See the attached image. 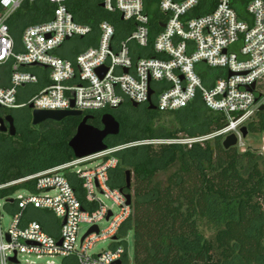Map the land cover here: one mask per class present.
<instances>
[{
    "label": "built area",
    "instance_id": "obj_1",
    "mask_svg": "<svg viewBox=\"0 0 264 264\" xmlns=\"http://www.w3.org/2000/svg\"><path fill=\"white\" fill-rule=\"evenodd\" d=\"M37 1L0 0V70L8 73L7 84H0V109L32 105L33 110L91 114L132 103L147 108L150 103L157 111L170 113L199 99L224 118L222 129L142 143L190 147L214 138L223 141L231 134L239 139L240 129L264 106V0H248L246 18L238 17L234 0H215L214 10L198 17L188 15L201 0H158L165 21L152 42L143 0H101V9L117 13L125 23L122 40L109 22L101 21L94 35L90 26L75 21L66 0H45L55 7L51 19L24 27L15 39L11 20L25 3L31 6ZM74 38H92L94 44L73 60L58 56ZM99 68L106 69L103 77L96 73ZM31 85L39 86L38 93L18 104L20 90ZM139 144L107 147L1 184L0 194L12 187L15 191L0 196V211L9 214L7 228L0 214V264H34L24 259L30 257L122 264L127 256L125 238L117 236L131 215V205L126 204L123 190L110 186L109 174L118 167L116 154ZM96 160L93 168L82 167ZM100 196L111 206L104 205ZM41 220L53 225L52 235ZM102 223L107 227L101 231ZM82 225L88 229L79 235ZM93 227L97 233H88ZM106 240L114 244L111 250L91 253L96 243Z\"/></svg>",
    "mask_w": 264,
    "mask_h": 264
},
{
    "label": "trees",
    "instance_id": "obj_2",
    "mask_svg": "<svg viewBox=\"0 0 264 264\" xmlns=\"http://www.w3.org/2000/svg\"><path fill=\"white\" fill-rule=\"evenodd\" d=\"M247 1L232 3L239 18H246ZM100 2L66 0V5L75 21L90 26L94 35L98 24L107 21L115 28V37L122 40L125 23L117 13L101 9ZM143 2L152 42L165 18L158 11V0ZM215 4V0H201L188 16L206 15L214 10ZM54 8L45 0L31 6L25 3L10 22L15 39H19L24 27L51 19ZM78 41L81 50L76 55L94 44L92 38ZM123 107L124 112L118 109L88 115L91 118L87 123L97 129L102 128L100 120L104 114L119 122L120 133L105 140L107 147L175 140L180 134L197 137L186 133V127L194 119L207 127L201 135L217 132L226 125L221 115L207 110L199 99L170 113L133 108L131 104ZM136 113L140 115L131 116ZM256 114L259 124L253 126L249 122V129L251 133H262L264 111ZM165 118L174 120L171 129L163 126ZM79 123L80 119L61 122L64 126L61 135L56 133L57 123L50 121L42 125L55 124L44 128L52 134L36 132L26 123L16 129L14 137L2 134L0 185L74 160L68 142ZM210 141L190 148L177 144H139L116 154L119 164L110 171L109 184L131 197V215L121 225L117 237L126 238L128 231H132L133 264H264V171L257 163L258 156L253 150L243 153L236 147L224 150L221 138ZM244 158L248 160L245 171L241 167ZM126 168L133 174L130 188L125 187ZM14 191V187L6 189L0 196ZM40 224L48 234L54 233L47 221L41 220ZM63 264L77 263L71 257L64 259ZM122 264H128L127 256Z\"/></svg>",
    "mask_w": 264,
    "mask_h": 264
},
{
    "label": "rangeland",
    "instance_id": "obj_3",
    "mask_svg": "<svg viewBox=\"0 0 264 264\" xmlns=\"http://www.w3.org/2000/svg\"><path fill=\"white\" fill-rule=\"evenodd\" d=\"M80 50H81V45L79 44L78 39L74 38L72 40L67 41L62 46V48L58 51L57 55L62 57V58L69 59L70 57L75 56ZM38 91H39V88L37 85L26 86L25 88H23V92L28 93L29 95L24 99L23 98L20 99V97H19L18 98V104H22V103L26 102L30 97L36 95L38 93ZM197 108H199V107H197ZM124 109L125 108L122 107L119 109V111L124 112ZM119 111H117V112H119ZM7 115H12L15 118L16 122H19V123H21L23 120L22 108H16L14 110L0 109V117L3 118ZM138 115H140V114L136 113V114H132L131 116L137 117ZM249 122L253 123V126H257L259 124L258 123L259 117L257 116V114H255L253 117H251ZM162 123H163V126L165 128H168V129H171L172 126L175 125L174 120L171 118H165L162 121ZM56 125L55 124L39 125L37 127H33L31 125V128H34L36 130V132L49 134L50 133V132H48L49 129L44 130V128L45 127L51 128L53 126H56V129H55V130H57L56 133L61 135V132L64 130V126L61 123H59V124L57 123ZM20 126L21 125H19L16 128L20 129ZM243 127H245L247 129L248 134L244 139H242L241 137L238 139V143H237L236 148L240 153L246 152L247 150H253L254 153L258 156L257 163L260 165V168L264 171V142H263L264 141V132H262V133H251V131L249 129V124H246ZM186 130H187L186 133H194V134H197L196 136L198 137V136H203V135H201V133L206 131L207 127L201 120L194 119L193 122L186 127ZM50 134H52V133H50ZM178 137L182 138V139L191 138V136H188L187 134H180ZM1 140H2V133H0V141ZM200 145L203 146V144H200ZM184 146H187V148H190L189 145H184ZM98 162H99V160H96V161H93L92 163L84 164L82 167L93 168L95 166V164H97ZM241 167L243 168L244 171L247 170V167H248L247 158L243 159V161L241 162ZM125 171H130L131 184H132L133 174L131 172V169L126 168V169H124V172ZM160 178H162V177L160 176ZM100 199L104 205L109 206V207L111 206V203L109 201H107L106 199H104L102 196H100ZM114 211H116V208H114ZM0 214L3 216V219H4L3 220V226H4V228H7L8 223H9V220H8L9 214L3 209H1ZM106 227H107L106 223H102L99 225V228L101 231L104 230ZM87 229H88L87 226L82 225L79 229L78 234L82 235L85 231H87ZM206 234L210 235L209 232H206ZM124 240H125L124 246L127 250L128 264H133L134 246H133V233H132V231H128V234ZM113 247H114V244H112V242L110 240L101 241V242H98L94 245L91 253L98 254V253H101V252H104L107 250H111ZM24 259H26L29 262H33L34 264H46L47 262L48 263L52 262L53 264H61V262H63V260L59 257L51 258V259L50 258L36 259L35 257H30V258H24ZM24 259H22V262H24Z\"/></svg>",
    "mask_w": 264,
    "mask_h": 264
},
{
    "label": "water",
    "instance_id": "obj_4",
    "mask_svg": "<svg viewBox=\"0 0 264 264\" xmlns=\"http://www.w3.org/2000/svg\"><path fill=\"white\" fill-rule=\"evenodd\" d=\"M103 5H100L102 8ZM164 27V25H163ZM105 68H99L96 73L99 77H103L105 74ZM126 72V70H125ZM231 76V74H230ZM253 85L248 88V91H252ZM133 108H138V105L132 103ZM31 110V125L37 127L45 122L61 123L67 119H81L80 123L76 128L74 136L69 140L68 147L72 151L74 158L81 159L89 155L104 151L107 149L105 140L109 137H116L120 133L119 122L110 114H104L101 117V129L90 126L87 121L91 118L90 116H83L81 111L69 110V111H40L33 110V106L27 107ZM148 110H156V107L149 103ZM264 111V106L259 109ZM0 133L8 134L10 137H14L16 134V127L14 123V117L7 115L4 118L0 117ZM241 138L244 139L248 131L245 127L240 129ZM238 139L234 134L227 136L221 143L224 150L236 147ZM125 187L130 188L131 186V174L130 171L124 172ZM11 202V200H9ZM126 204L131 205V197L126 195ZM97 232V228L93 227L88 233ZM61 241L58 242L60 244ZM10 261L14 262L15 259L11 258ZM116 264H121L120 261Z\"/></svg>",
    "mask_w": 264,
    "mask_h": 264
},
{
    "label": "flooded vegetation",
    "instance_id": "obj_5",
    "mask_svg": "<svg viewBox=\"0 0 264 264\" xmlns=\"http://www.w3.org/2000/svg\"><path fill=\"white\" fill-rule=\"evenodd\" d=\"M21 108L23 110V120L21 123H19V122H16V120L14 118L15 127H18L19 125L25 124V123L27 125L31 124V110H29L27 107H21ZM88 115H90V114H83V116H88ZM80 121H81V119H80Z\"/></svg>",
    "mask_w": 264,
    "mask_h": 264
},
{
    "label": "crops",
    "instance_id": "obj_6",
    "mask_svg": "<svg viewBox=\"0 0 264 264\" xmlns=\"http://www.w3.org/2000/svg\"><path fill=\"white\" fill-rule=\"evenodd\" d=\"M7 80H8V73H7V71L6 70H0V84H2V85L7 84ZM38 88H39V86H38ZM28 95H29L28 93L23 92V89H21L20 92H19L18 98L20 97V99H22V98L24 99Z\"/></svg>",
    "mask_w": 264,
    "mask_h": 264
},
{
    "label": "bare ground",
    "instance_id": "obj_7",
    "mask_svg": "<svg viewBox=\"0 0 264 264\" xmlns=\"http://www.w3.org/2000/svg\"><path fill=\"white\" fill-rule=\"evenodd\" d=\"M48 223H49V222H48ZM42 228H43V227H42ZM49 229H51V230L53 229L52 232H54V227H53V225H52L51 223H49ZM91 229H92V228H91ZM89 231H90V230H89ZM97 231H98V230H97ZM95 233H97V232H95ZM50 235H51V234H50Z\"/></svg>",
    "mask_w": 264,
    "mask_h": 264
}]
</instances>
